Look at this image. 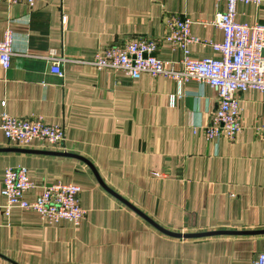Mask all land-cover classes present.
<instances>
[{
    "label": "crops",
    "instance_id": "0c3cea01",
    "mask_svg": "<svg viewBox=\"0 0 264 264\" xmlns=\"http://www.w3.org/2000/svg\"><path fill=\"white\" fill-rule=\"evenodd\" d=\"M212 0H36L0 4V40L12 32L13 56L0 66V117H41L64 130L53 148L10 143L0 130V264H253L264 253V92L240 97L234 141L208 140L216 109L207 85L97 70L105 48L160 40L187 19L200 41L220 43ZM235 20L264 25L260 5L238 4ZM52 50L62 77L51 73ZM195 59L213 57L190 44ZM155 56L180 69L182 52L160 42ZM7 167H24L34 189L60 182L80 188L86 212L77 226L49 224L32 211H2ZM159 175L157 176V174ZM229 232L200 238H175Z\"/></svg>",
    "mask_w": 264,
    "mask_h": 264
},
{
    "label": "built area",
    "instance_id": "2783aa9c",
    "mask_svg": "<svg viewBox=\"0 0 264 264\" xmlns=\"http://www.w3.org/2000/svg\"><path fill=\"white\" fill-rule=\"evenodd\" d=\"M35 1L0 0V4L24 2L32 7ZM212 1L223 5V10L216 13L212 22L222 32L220 43L200 41L193 36L191 22L187 19L172 20L160 40H136L105 48L96 53L90 63L97 70L121 72L131 79L149 75L170 79L177 85L193 80L209 86L215 92L217 106L210 124L204 129L205 137L208 140L224 137L234 141L241 131V95L248 90L264 92V25L237 23L236 8L240 3L260 5L261 0ZM160 42H168L181 50L180 69L155 56ZM201 43L209 45L218 57L192 58L188 46ZM12 56V32L6 30L0 40V66L3 70L9 69ZM47 59L51 62V73L62 77L61 59L56 53L50 50ZM0 130L6 140L19 147L41 141L59 148L64 142L63 128L48 125L41 117L20 118L3 113ZM32 189L34 185L26 168L7 167L1 188L5 199L3 213L8 215L13 208L32 211L49 224L67 221L77 226L84 220L86 212L80 206L78 186L60 182L44 185L40 194L28 201L26 194ZM253 264H264V253L257 254Z\"/></svg>",
    "mask_w": 264,
    "mask_h": 264
},
{
    "label": "water",
    "instance_id": "95a60500",
    "mask_svg": "<svg viewBox=\"0 0 264 264\" xmlns=\"http://www.w3.org/2000/svg\"><path fill=\"white\" fill-rule=\"evenodd\" d=\"M262 55L264 56V51L262 52ZM216 234H235V233H229V232H219V233H200V234H194V235H178V234H172V233H168V235H170L171 237H175V238H183V239H187V238H200V237H205V236H210V235H216ZM239 235H250V236H254V235H264V230L261 231H246V232H242V233H237Z\"/></svg>",
    "mask_w": 264,
    "mask_h": 264
}]
</instances>
